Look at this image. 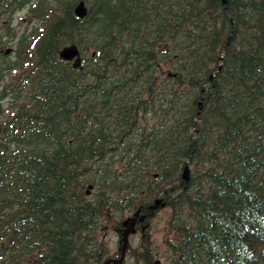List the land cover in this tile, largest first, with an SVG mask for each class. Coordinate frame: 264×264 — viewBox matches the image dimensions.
I'll list each match as a JSON object with an SVG mask.
<instances>
[{"label": "trees", "instance_id": "1", "mask_svg": "<svg viewBox=\"0 0 264 264\" xmlns=\"http://www.w3.org/2000/svg\"><path fill=\"white\" fill-rule=\"evenodd\" d=\"M79 1H20L0 264H102L119 256L103 231L120 245L162 197L166 261L145 229L122 264H264V0H83V18ZM69 44L80 68L58 55Z\"/></svg>", "mask_w": 264, "mask_h": 264}, {"label": "rangeland", "instance_id": "2", "mask_svg": "<svg viewBox=\"0 0 264 264\" xmlns=\"http://www.w3.org/2000/svg\"><path fill=\"white\" fill-rule=\"evenodd\" d=\"M31 28L30 22L28 18H25V12H19L17 13L14 18L12 19V22L10 23V32L12 34H16V37L14 40L10 41L7 45L5 44V47H16V42L17 38L22 35L23 32L29 33V29ZM10 40V38L5 39ZM3 56V54H2ZM16 58V53L14 52L11 54L8 58H3L5 61L12 62ZM2 60V61H3ZM8 62V63H9ZM15 70L12 71L14 73ZM8 76L0 78V87L8 81ZM8 101V98H6ZM201 104V102H200ZM6 106V105H5ZM158 211L153 214V216L149 219L148 221V226H147V232L144 237H147V240H149L151 245L154 247L156 251V259H164L166 261V254H169V251L166 252V244H165V238L167 235V229L168 225L166 223L167 220V215L169 213L168 208H161L157 209ZM103 235L105 238L109 241L110 247H111V252L113 254H116L119 252L120 245L117 244V234L114 229L108 228L103 231ZM103 236V237H104ZM141 233H133L130 235L129 238V243L134 245L135 247L137 246V243L140 241ZM163 257V258H162ZM133 259L128 257L126 258V261L124 264H133Z\"/></svg>", "mask_w": 264, "mask_h": 264}, {"label": "water", "instance_id": "3", "mask_svg": "<svg viewBox=\"0 0 264 264\" xmlns=\"http://www.w3.org/2000/svg\"><path fill=\"white\" fill-rule=\"evenodd\" d=\"M74 13L79 18H83L86 15L87 8H86L85 2L83 0L79 1L76 4V6L74 7ZM226 46H227V44H226ZM226 46L222 51L223 53L226 50ZM11 51H12V48H7L4 51V53L9 54ZM58 54H59V57L61 59L66 60V61H71L73 64V67L79 68L81 66L82 59H81L80 51L75 44L65 45L64 47H62L59 50ZM218 70H219V68H218ZM212 76L210 77V80L212 79ZM199 112H200V108H199ZM183 170H184V172H182L181 181L177 186L184 184L189 179V169H188L187 164L185 165ZM91 187L92 186L89 185V189H91ZM162 200H163V197L156 199L148 207L147 213L140 215V211L137 210L133 213L132 216H129L122 221L123 231L121 232V239L119 241L120 242V256H119V258L111 257V258L107 259L105 262H103L102 264H110V263L121 264L122 263L124 256H125L126 248L128 246V243H129V235L136 231L135 226L137 223L143 222L144 219L151 217L156 209L164 206V204L162 203Z\"/></svg>", "mask_w": 264, "mask_h": 264}, {"label": "flooded vegetation", "instance_id": "4", "mask_svg": "<svg viewBox=\"0 0 264 264\" xmlns=\"http://www.w3.org/2000/svg\"><path fill=\"white\" fill-rule=\"evenodd\" d=\"M9 4H1L0 3V18H2V22L0 25V33L1 31H3V33H5L6 29H9L10 31V23L12 22V19L14 18V16L19 13V12H23L25 8H23V6L21 5V0H9ZM3 2L7 3L8 0H3ZM10 19V23L7 22V20ZM7 49V47H5V45L0 46V78L6 77L8 76V78H10V76L7 74V66L6 64L9 61H5L2 59L3 58H8L11 54H13L14 52L16 53V49L13 48L12 53L10 54H5L4 51ZM3 54V56H2ZM3 60V61H2ZM11 63V62H9ZM13 71V70H11ZM9 80V79H8ZM6 83H4L1 87H0V94L3 95V99H5L6 97H9L11 95V92L9 91V89H5L6 87ZM1 118H3V120H5V114L1 113L0 114ZM150 218L145 219L143 222L141 223H137L136 224V234L141 233L142 236V232L144 229H142V226L148 224ZM120 233V231H119Z\"/></svg>", "mask_w": 264, "mask_h": 264}]
</instances>
